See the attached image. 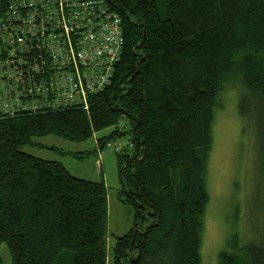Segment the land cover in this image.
Wrapping results in <instances>:
<instances>
[{"label":"trees","instance_id":"16d2710c","mask_svg":"<svg viewBox=\"0 0 264 264\" xmlns=\"http://www.w3.org/2000/svg\"><path fill=\"white\" fill-rule=\"evenodd\" d=\"M104 1L121 19V55L88 111L0 120V244L13 264H202L208 158L226 90L240 92L239 117L255 112L264 159V0ZM107 129L95 152H116L118 200L132 213L111 262L103 178H78L22 150ZM126 136V147L113 144ZM250 240L232 233L218 264H264V241L248 259Z\"/></svg>","mask_w":264,"mask_h":264},{"label":"built area","instance_id":"2783aa9c","mask_svg":"<svg viewBox=\"0 0 264 264\" xmlns=\"http://www.w3.org/2000/svg\"><path fill=\"white\" fill-rule=\"evenodd\" d=\"M122 41L121 19L104 0H0V120L88 111Z\"/></svg>","mask_w":264,"mask_h":264},{"label":"rangeland","instance_id":"374dc122","mask_svg":"<svg viewBox=\"0 0 264 264\" xmlns=\"http://www.w3.org/2000/svg\"><path fill=\"white\" fill-rule=\"evenodd\" d=\"M240 92L230 88L220 96L215 112L213 148L208 158L207 190L210 202L205 215L202 240V264H218L217 255L225 248L232 233H241L249 249L264 241V159L262 141L256 128L255 112L242 119L238 115ZM107 129L97 133L87 142L75 143L57 136L37 138L39 146L24 147L25 153L47 161L62 160L68 166L73 161V176L99 182L102 178L108 194L107 254L113 257L115 237L127 234L132 228L130 209L118 200L120 180L117 154L105 149L97 155L96 138L108 135ZM128 136L118 138L113 144L126 147ZM43 146V147H42ZM120 147V146H118ZM85 153H88L87 156ZM84 157L83 159H80ZM235 213L238 219L234 223ZM0 257L4 264H13L7 244H0Z\"/></svg>","mask_w":264,"mask_h":264},{"label":"crops","instance_id":"0c3cea01","mask_svg":"<svg viewBox=\"0 0 264 264\" xmlns=\"http://www.w3.org/2000/svg\"><path fill=\"white\" fill-rule=\"evenodd\" d=\"M59 162H61L68 169L69 172H70V170L75 169L73 161H71L70 159L68 160V163H69L68 166H66V164L64 162H62V160H59Z\"/></svg>","mask_w":264,"mask_h":264}]
</instances>
